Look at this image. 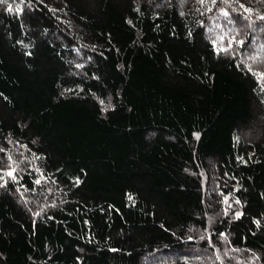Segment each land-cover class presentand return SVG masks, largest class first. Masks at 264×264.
<instances>
[{
    "label": "trees",
    "instance_id": "16d2710c",
    "mask_svg": "<svg viewBox=\"0 0 264 264\" xmlns=\"http://www.w3.org/2000/svg\"><path fill=\"white\" fill-rule=\"evenodd\" d=\"M261 17L3 0L0 264H264Z\"/></svg>",
    "mask_w": 264,
    "mask_h": 264
},
{
    "label": "snow or ice",
    "instance_id": "6c2138e0",
    "mask_svg": "<svg viewBox=\"0 0 264 264\" xmlns=\"http://www.w3.org/2000/svg\"><path fill=\"white\" fill-rule=\"evenodd\" d=\"M3 2V0H0V3H2ZM9 11H11V9H9ZM261 19H264V17H261ZM8 175H12V173L10 172V173H8ZM37 183H39V181H37Z\"/></svg>",
    "mask_w": 264,
    "mask_h": 264
}]
</instances>
